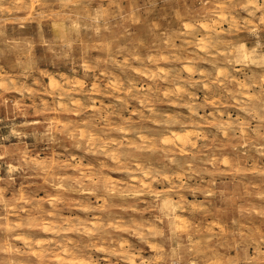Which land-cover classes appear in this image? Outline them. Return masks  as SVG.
I'll use <instances>...</instances> for the list:
<instances>
[{"label": "clouds", "instance_id": "1", "mask_svg": "<svg viewBox=\"0 0 264 264\" xmlns=\"http://www.w3.org/2000/svg\"><path fill=\"white\" fill-rule=\"evenodd\" d=\"M0 264H264V0H0Z\"/></svg>", "mask_w": 264, "mask_h": 264}]
</instances>
